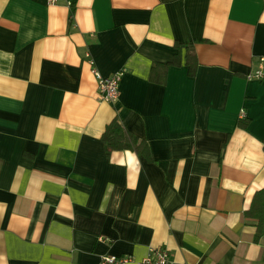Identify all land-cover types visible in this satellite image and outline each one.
I'll return each instance as SVG.
<instances>
[{"label": "crops", "instance_id": "0c3cea01", "mask_svg": "<svg viewBox=\"0 0 264 264\" xmlns=\"http://www.w3.org/2000/svg\"><path fill=\"white\" fill-rule=\"evenodd\" d=\"M71 1L0 0V264H139L155 247L174 264H264L244 215L264 188V79L247 78L264 0ZM176 41L194 44L195 75L185 48L166 66ZM93 67L124 71L115 101ZM117 113L151 160L106 155Z\"/></svg>", "mask_w": 264, "mask_h": 264}, {"label": "trees", "instance_id": "16d2710c", "mask_svg": "<svg viewBox=\"0 0 264 264\" xmlns=\"http://www.w3.org/2000/svg\"><path fill=\"white\" fill-rule=\"evenodd\" d=\"M75 5L76 0H72L71 7L73 12L75 11ZM175 47L177 48V52L174 55V58L169 61L166 66L181 65L183 63L182 50L185 48L184 62L188 66V73L190 75H195L199 65V59L194 44L176 41ZM154 67L155 65H153L152 70ZM151 78H153L152 72ZM164 81L165 76L161 79V82ZM238 124L242 126L246 125L241 120H239ZM101 138L104 142L105 152L108 157H110L114 150L131 149L140 155H144L149 160L152 159L147 141L139 137L136 133L132 132L127 126H125L118 113L111 119L109 123H107ZM244 215L257 219L255 223V240L259 241L264 231V188L256 190L249 208L244 211Z\"/></svg>", "mask_w": 264, "mask_h": 264}, {"label": "built area", "instance_id": "2783aa9c", "mask_svg": "<svg viewBox=\"0 0 264 264\" xmlns=\"http://www.w3.org/2000/svg\"><path fill=\"white\" fill-rule=\"evenodd\" d=\"M91 63L94 65L93 59H91ZM93 72L96 75L99 85V97L109 102L115 101L119 96L120 81L124 71L119 70L113 74L104 75L98 68L93 67ZM247 78L264 79V54L258 57L257 65L247 73ZM132 260L133 257L130 254H104L98 264H127ZM139 264H174V262L171 259V253L168 248L155 247L150 249L147 255L139 260Z\"/></svg>", "mask_w": 264, "mask_h": 264}]
</instances>
